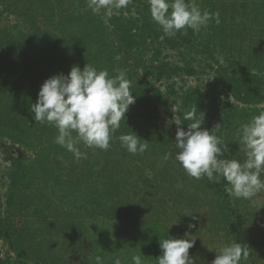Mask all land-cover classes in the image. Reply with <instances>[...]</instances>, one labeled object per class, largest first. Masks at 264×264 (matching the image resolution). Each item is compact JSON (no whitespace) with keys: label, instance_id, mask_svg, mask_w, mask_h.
<instances>
[{"label":"trees","instance_id":"obj_1","mask_svg":"<svg viewBox=\"0 0 264 264\" xmlns=\"http://www.w3.org/2000/svg\"><path fill=\"white\" fill-rule=\"evenodd\" d=\"M87 3L0 0V155L8 166L5 187L0 175V264H96L98 256L132 264L134 255L157 264L159 241L185 234L195 239L194 264H212L234 241L249 248L240 264H264V192L237 199L222 178L187 175L163 118L175 107L168 124L187 130L184 115L195 105L202 128L220 124L223 158L244 162L241 125L264 111V0H195L219 12L220 23L163 40L148 0H131L110 18ZM87 63L110 76L124 71L135 102L107 151L80 143L76 159L54 142L55 127L35 123L30 106L46 79ZM131 132L147 151L121 146L118 137Z\"/></svg>","mask_w":264,"mask_h":264},{"label":"clouds","instance_id":"obj_2","mask_svg":"<svg viewBox=\"0 0 264 264\" xmlns=\"http://www.w3.org/2000/svg\"><path fill=\"white\" fill-rule=\"evenodd\" d=\"M130 3L131 0H88L87 7L94 14L110 18L114 10ZM148 5L151 19L163 32L161 40L177 32L186 33L187 29L198 32L212 21L220 23L219 12L202 11L195 0H148ZM218 60L224 63L223 56ZM131 92V82L124 71L110 76L107 69L97 70L90 63L82 69L72 65L67 75H53L41 84L30 112L35 123L55 127L58 134L54 142L80 159L84 155L79 150L80 143L103 151L110 148L114 133L121 121H125L129 106L135 102ZM197 111L195 105L187 111L184 119L192 122L187 124V130L177 127L175 133V159L186 174L196 180L207 177L219 182L222 178L227 184L225 191L237 199H250L264 192V179H261L264 174V111L241 125L240 141L246 149L243 163L223 158L228 148L217 135L220 124L212 131L202 128L204 113L199 112L197 116ZM175 124L183 123L177 120ZM118 139L132 155L142 154L149 147L148 142L134 132L122 134ZM194 242L195 239L187 234L185 238L160 240L161 255L156 258L157 264H194L189 256ZM249 255L246 245L234 241L220 248L212 264H240ZM131 260L132 264H144L141 255H134ZM96 264H103L101 257H96ZM114 264H121V260L117 258Z\"/></svg>","mask_w":264,"mask_h":264},{"label":"rangeland","instance_id":"obj_3","mask_svg":"<svg viewBox=\"0 0 264 264\" xmlns=\"http://www.w3.org/2000/svg\"><path fill=\"white\" fill-rule=\"evenodd\" d=\"M258 2H259V0H257ZM140 71V70H139ZM192 86H193V84H191ZM176 108L174 107V108H172V109H170V110H168V112H166V113H164L163 114V118H164V120H165V122L167 123L166 125H168L169 126V128H170V131H171V133L175 136V133H176V128L175 127H171L169 124H168V120H167V115L168 114H173V115H175V113H176ZM175 119H177V117L175 116ZM7 168H8V166H6V162H3L2 161V158H1V155H0V175H2V176H4V187L6 186V172H8L7 171ZM4 187H2L1 188V191H2V193H4V190H5V188ZM1 215L2 216H5V211L2 209L1 210ZM22 221H23V219L21 218V217H18V218H16L15 219V221H14V227H16V229H18V228H20V226H21V223H22ZM0 246H1V243H0Z\"/></svg>","mask_w":264,"mask_h":264}]
</instances>
